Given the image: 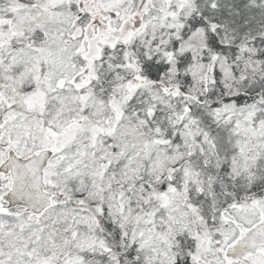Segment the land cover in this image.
I'll use <instances>...</instances> for the list:
<instances>
[{
  "label": "snow or ice",
  "instance_id": "obj_1",
  "mask_svg": "<svg viewBox=\"0 0 264 264\" xmlns=\"http://www.w3.org/2000/svg\"><path fill=\"white\" fill-rule=\"evenodd\" d=\"M0 264H264V0H0Z\"/></svg>",
  "mask_w": 264,
  "mask_h": 264
}]
</instances>
